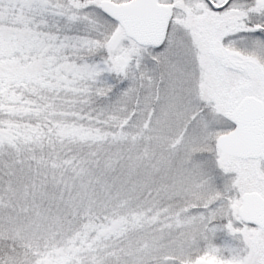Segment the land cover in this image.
I'll list each match as a JSON object with an SVG mask.
<instances>
[{"label":"snow or ice","instance_id":"snow-or-ice-1","mask_svg":"<svg viewBox=\"0 0 264 264\" xmlns=\"http://www.w3.org/2000/svg\"><path fill=\"white\" fill-rule=\"evenodd\" d=\"M0 264H264V0H0Z\"/></svg>","mask_w":264,"mask_h":264}]
</instances>
